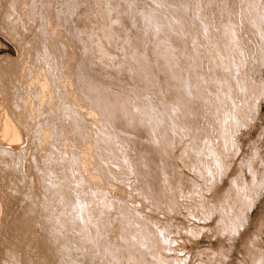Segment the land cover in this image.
Listing matches in <instances>:
<instances>
[{
  "label": "rangeland",
  "instance_id": "rangeland-1",
  "mask_svg": "<svg viewBox=\"0 0 264 264\" xmlns=\"http://www.w3.org/2000/svg\"><path fill=\"white\" fill-rule=\"evenodd\" d=\"M0 264H264V0H0Z\"/></svg>",
  "mask_w": 264,
  "mask_h": 264
},
{
  "label": "bare ground",
  "instance_id": "bare-ground-1",
  "mask_svg": "<svg viewBox=\"0 0 264 264\" xmlns=\"http://www.w3.org/2000/svg\"><path fill=\"white\" fill-rule=\"evenodd\" d=\"M131 6V5H130ZM171 23V22H170ZM50 47V46H49ZM57 47V46H56ZM45 78V77H44ZM50 84V83H49ZM48 87V86H47ZM193 92V91H192ZM86 108V107H85ZM90 116V115H89ZM91 119V118H90ZM8 120V119H7ZM6 120V122L4 123V127H3V131H4V135H9L12 134V137L18 136V130H16V127H14V125L10 124L8 121ZM10 120V119H9ZM234 121V120H233ZM111 129V128H110ZM49 131V130H48ZM92 133V132H91ZM42 145V144H41ZM79 162V161H78ZM90 166V165H89ZM107 166V165H106ZM92 231V230H91ZM93 244V243H92ZM259 254V253H258ZM156 262V261H155Z\"/></svg>",
  "mask_w": 264,
  "mask_h": 264
}]
</instances>
